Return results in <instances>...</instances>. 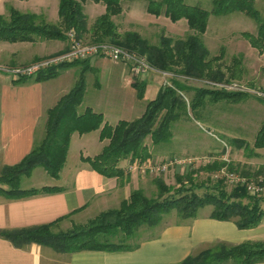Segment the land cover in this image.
I'll use <instances>...</instances> for the list:
<instances>
[{"label": "trees", "instance_id": "1", "mask_svg": "<svg viewBox=\"0 0 264 264\" xmlns=\"http://www.w3.org/2000/svg\"><path fill=\"white\" fill-rule=\"evenodd\" d=\"M85 1L58 0V19L54 22L45 21L38 13L23 12L8 6L7 14L0 13V41L66 40V32L72 29L83 41L109 42L135 51L145 56L148 63L158 70L218 81L225 77L220 64H213L221 55L209 57V51L202 41L210 13L206 9L188 4L184 0H145L148 13L155 16L164 14L174 22L185 19L189 29L182 38H172L162 33L158 43H151L136 30L118 31L119 26L113 17L122 13L123 0H90L104 5V11L91 23L84 12ZM253 1L213 0L211 13L220 15L241 11L256 19V31L243 32V35L252 47L264 53V20L259 18ZM74 65L78 66L79 71L72 87L45 111L43 136L34 142L30 151L18 163L3 165L0 168V195L18 198L39 192L57 191L58 186L48 185L24 188L21 181L38 166L49 176L58 177L66 161L73 132L83 134L98 130L99 139L107 140L99 153L83 157L95 171L107 177H121L124 174L123 162L126 159L145 160L151 157L149 146L145 143L146 137L150 138L151 145L171 140L173 123L184 114L187 107L175 89L182 86L174 79V87L161 86L156 96L146 102L139 117L132 120L120 119L115 124L108 123L102 113L89 107L79 109L86 89V73L92 70L89 59L63 63L41 70L34 76L19 77L12 81L24 83L47 80L55 77L61 69ZM230 75L233 78L236 76L235 72ZM133 86L137 97L141 98L145 83L136 78ZM194 90L188 103L190 110L203 107L206 102H237L246 95L244 91L233 92L205 87H196ZM238 141L240 139L233 138L232 143ZM261 147H264V121L253 141V148ZM250 152L246 156L258 157V152L253 149H250ZM224 164L223 161H215L183 175L175 174L177 186L174 188L166 184L160 174L155 175L152 183L156 187V195L147 196L142 188L133 189L118 207L101 211L85 222L72 224L66 229L58 228L60 220H55L29 227L0 229V237L9 240L16 247L35 242L67 252L132 249L137 244H130L126 239L134 236L140 225L156 226L162 216L173 208L181 219L192 218L197 210L205 205L211 206V217L233 220L239 228L258 224L264 220V209L260 204L262 196L251 195L240 186L227 190L221 180L210 183L209 172ZM227 166L228 169L246 176L264 172V164L253 170L240 163L234 165L230 162ZM200 169L207 174L205 180L197 178ZM200 188H204V192L198 193ZM114 237H117L116 240H113ZM228 253L237 254L245 264L264 261V242H243L229 247ZM219 258V253L214 254L213 249H207L189 255L175 264H211L220 261Z\"/></svg>", "mask_w": 264, "mask_h": 264}, {"label": "crops", "instance_id": "2", "mask_svg": "<svg viewBox=\"0 0 264 264\" xmlns=\"http://www.w3.org/2000/svg\"><path fill=\"white\" fill-rule=\"evenodd\" d=\"M134 1L136 0L127 2L126 11L124 10L129 24L133 22L141 26L156 24L159 18L169 19L164 14L155 16L148 13L146 2L138 4ZM93 4L98 3L93 2ZM138 7L140 14L145 11L150 18L145 16L143 19V15L137 16L138 13L135 14L133 11L137 12ZM133 8L135 9L132 10ZM103 11L104 8L99 13ZM55 14L56 21L57 11ZM47 41L52 40L0 41V64H25L61 50L67 45L66 40H53L55 41L53 46L47 44ZM34 43L43 45L40 53H28L30 45ZM89 65L94 69L93 71L96 69L105 72L108 76L107 85L111 87L108 98L84 102L79 109L89 107L95 112H100L104 120L110 124H115L120 119L132 120L139 117L144 111L146 102L153 99L161 87V78L158 74L149 72L139 76L137 79L144 82L145 86L143 96L138 98L133 86L134 79L127 64L94 57L89 59ZM3 75L0 73V168L3 165L18 163L30 151L34 142L43 134L45 111L52 107L75 81L74 79L72 83L64 85L56 81L61 75L58 74L47 80L14 83L13 78ZM122 81L130 85L135 94L131 92L128 98L123 97ZM94 85L100 92V83L95 81ZM147 90L148 93L150 91V97L145 99ZM112 101H118L115 107L111 105ZM105 142L106 140L99 139L98 130L83 134L73 132L66 161L58 177L49 176L42 167L38 166L26 178L34 177L37 173L41 178L47 175L52 180L38 186L22 185L21 181L24 188L48 185L58 186L59 189L18 198H6L0 195V229L29 227L55 220H60L58 228L65 229L72 224L83 223L101 211L118 207L128 198L131 190L143 189L140 175L124 171L121 177H107L95 171L89 162L83 159L99 153ZM172 155L175 154L165 150H153L150 158L161 160ZM235 161L234 163L245 165L250 170L262 164L240 159ZM263 201L264 198L261 207ZM203 207L197 210L194 217L187 219H181L176 210L170 216L169 211L162 216L156 226L147 228L148 233L137 239L134 242L137 246L132 249L67 252L57 251L50 246L35 242L16 247L9 240L0 237V264H175L189 255L207 249H213L214 254L220 255V261L211 264H245L237 254H229L228 249L243 242H264V220L252 227L239 228L233 220L211 217V206L206 210H203ZM253 264H264V261Z\"/></svg>", "mask_w": 264, "mask_h": 264}, {"label": "rangeland", "instance_id": "3", "mask_svg": "<svg viewBox=\"0 0 264 264\" xmlns=\"http://www.w3.org/2000/svg\"><path fill=\"white\" fill-rule=\"evenodd\" d=\"M184 1L191 5H198L210 12L206 30L202 35V41L209 51V57L221 55V57L217 59V61H215L213 64H220V68L225 73V77L223 78V80L218 81L206 77H192L175 74L171 71H167V74H165V76H163V74H159L156 71L152 72L160 76L161 86H163L164 80H167L168 82H170V84L173 83V79L180 83L182 87H175V89L182 96L187 107L184 114L176 122L173 123V137L170 141L151 145L150 138L146 137L145 143H147V145L149 146L151 153L153 152V150H165L177 156L179 154V156H203L206 155L204 152L207 151L208 155L225 154V156L229 158V162L233 163L234 165L236 164L234 163L236 162L235 160L238 159L252 161L257 164L262 163L261 165H263L264 147L253 148V141L258 128L264 121V53H261L260 51L252 47L249 44L248 39L243 35V32L254 33L256 31L257 20L241 11H232L220 15L213 14L211 13L213 0ZM127 2H131V0H123L122 13L118 16L113 17L114 21L119 26V32H123L126 30H136L143 37L147 38L151 43H158L159 35L162 33L172 38H182L189 32L185 19H179L174 22L169 19L165 20L159 18L157 21L158 23L156 24L149 23L147 25L143 24L141 26L133 22L129 24L124 12V10L126 11ZM134 2L143 4L145 3V0H136ZM57 5L58 0H0V13L7 14V7L13 6L23 12L38 13L44 17L45 21L54 22L56 18L55 13L57 11ZM83 6L84 12L88 16L89 23H91L93 19L98 14H100L99 12L104 8V5L102 3L94 5L93 1L90 0H86ZM92 6H94V8H92ZM253 7L258 11L259 18L261 20H264V0H254ZM134 9L135 8H133L132 10ZM133 12H135V14L138 13L137 16L143 15V19H145V16L150 18L145 11L144 13L140 14L139 7L137 12L135 10ZM47 42V44L51 46L55 44V41L53 40ZM262 44L264 45V41ZM42 47L43 45L34 43L30 45V52L28 53H40L42 51ZM44 48H46V46ZM66 48L67 45L61 50L45 56H41L28 63L48 56L50 57L56 55L64 51ZM262 50L264 51V47ZM17 56L19 55L17 54ZM20 65L24 64H0V73L4 74L3 76H8L15 79L16 77L13 75L11 68ZM93 70L94 69H92V72L86 73V89L80 107L82 106V104H84V102H92L94 99L98 98H108V93L111 87L107 85L108 76L102 70ZM78 71L79 68L76 65L63 68L59 71L58 74L61 75L57 77L56 81L61 82L64 85L66 83H72L73 80L76 79ZM232 72H235L236 74L234 78L230 75V73ZM136 78L137 77L133 76L134 80ZM95 81H98L100 83V92L97 91L94 85ZM233 85L243 86L262 93H256L254 91L248 92L246 90L244 91L246 95L241 97L237 102L226 100H221L216 103L206 102L203 107H199L195 110H190V108L188 107V103L191 100V97L195 91L194 88L196 87L222 89L233 92L240 91L237 89H233ZM148 87L150 88L151 85ZM172 87H174L173 84ZM121 90V94L123 95V97L128 98L129 93L131 92L135 94L133 88L130 85L126 84L125 81L121 82ZM148 90L146 95L144 96L145 99L150 97V91L148 93ZM117 102L118 101H112L111 105L115 107ZM45 118L46 114L44 117V122ZM233 138H238L240 139V141L234 144L232 143ZM105 143H107V140ZM212 148L216 150H211ZM250 149L258 152V157L246 156L248 153H251ZM128 160L129 159H126L123 164H126ZM196 168L186 166H172L166 171V173L160 174V176H162L166 184L171 185L174 188L177 186V183L175 181V174L183 175L186 172ZM44 176L45 178H41L39 174L37 175V173H35L34 177H24L22 180V185L29 186L32 184L38 186L45 183V181L47 182L49 180H52L49 179V176ZM140 176L141 184L143 186V191L145 192V194L147 196L156 195V187L152 183V175ZM259 176H264V172L251 177L257 178ZM197 178H199V180H205L207 178V174L204 170L200 169L197 173ZM212 182L213 181L210 180V183ZM224 184L226 185L225 187L227 190H230L234 187L226 183ZM204 190V188H200L197 190V192L201 193L204 192ZM260 196L264 198V193L260 194ZM262 207L264 208V201L262 202ZM208 208H210V205H205L203 207V210H206ZM172 212H175L174 208L170 210V216L173 214ZM147 228L148 226L146 224L140 225L135 232V235L129 239H126V241L130 244H133L141 236L148 233ZM116 238L117 237H114L113 240H116Z\"/></svg>", "mask_w": 264, "mask_h": 264}, {"label": "built area", "instance_id": "4", "mask_svg": "<svg viewBox=\"0 0 264 264\" xmlns=\"http://www.w3.org/2000/svg\"><path fill=\"white\" fill-rule=\"evenodd\" d=\"M67 48L53 56H48L28 64L15 66L11 68L16 78L34 76L41 70L58 66L63 63L72 62L74 60L91 59L94 57H102L111 61L122 62L128 65L129 70L134 77L145 75L149 72H158L159 74H167L151 66L145 56L135 51L128 50L124 47L109 42H86L78 38L74 30L66 32ZM163 86H171L170 82L164 80ZM233 89L248 92H258L243 86L233 85ZM215 161H223L224 165L213 169L209 172L210 180L215 182L221 180L231 186L243 187L247 193L251 195H260L264 193V176L257 178L246 176L238 171L228 169L229 158L225 154L219 155H203V156H169L161 160L148 158L145 160L133 159L128 160L124 165L126 173H134L137 175H159L164 174L172 166L199 167L214 163Z\"/></svg>", "mask_w": 264, "mask_h": 264}]
</instances>
